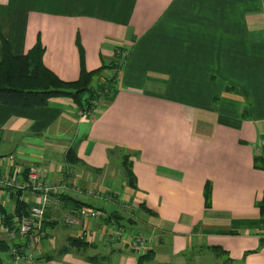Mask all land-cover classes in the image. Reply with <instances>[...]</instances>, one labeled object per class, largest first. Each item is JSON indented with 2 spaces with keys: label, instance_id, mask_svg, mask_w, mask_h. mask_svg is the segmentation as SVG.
<instances>
[{
  "label": "crops",
  "instance_id": "0c3cea01",
  "mask_svg": "<svg viewBox=\"0 0 264 264\" xmlns=\"http://www.w3.org/2000/svg\"><path fill=\"white\" fill-rule=\"evenodd\" d=\"M0 34L14 54L39 36L44 65L64 81L79 75L77 36L86 70L122 62L111 96L91 118L65 97L32 108L0 104V156L13 154L18 166L64 185L52 193L59 204L45 211L46 236L20 264H92L86 257L94 254L137 264L125 241L135 232L116 222L123 238L105 243L115 212L136 233L150 231L155 257L144 264L183 263L182 252L200 244L220 245L234 264H264V247L244 256L264 235L255 205L264 172L252 166L264 144V0H0ZM72 145L78 163L65 160ZM128 152L137 153L128 157L135 188L121 166ZM10 196L0 191L8 209ZM73 201L105 218L66 222ZM82 235L88 246L58 255ZM0 240L7 242L1 225Z\"/></svg>",
  "mask_w": 264,
  "mask_h": 264
},
{
  "label": "trees",
  "instance_id": "16d2710c",
  "mask_svg": "<svg viewBox=\"0 0 264 264\" xmlns=\"http://www.w3.org/2000/svg\"><path fill=\"white\" fill-rule=\"evenodd\" d=\"M0 39L2 49V59L0 60V104L32 108L44 106L50 98L65 97L70 98L75 103L79 111L85 112L93 109L94 102L99 100L101 97L108 98L111 96L116 82V70H119L121 69L120 67H122V62L119 64L117 61H113L112 63L103 64L97 69L90 71L86 70L84 66L83 50L77 36L76 44L79 48L80 61L79 75L75 80L64 81L44 65L42 61L44 46L42 45L39 36H37L34 45L24 54L12 53L8 41L4 39L1 34ZM121 51L124 50L119 49V52ZM118 55H120V53ZM108 69L115 70L114 74L109 75L105 73V70ZM131 154L137 153H125L123 155L121 166L124 176L126 177L127 184L131 188H135V175L132 171V163L128 160V157ZM65 160L68 163L80 162L76 155L75 146L72 145L67 149ZM252 166L254 169L264 172V144L256 145V150L252 157ZM211 190V182L206 181L203 189L205 208H209L211 205ZM13 194L14 193L12 192L11 195ZM73 204L76 207L86 206L88 208H93L79 201H73ZM255 205L259 210L260 219L262 220L261 225L264 226V188L261 198L255 201ZM29 207V204L17 198L15 199V208L13 213H9V209L0 203V215L3 216L5 227H9V229L12 228V226L19 221L21 217L28 213ZM140 207L144 211L153 214V212L144 204H140ZM100 212H102V210ZM115 214L117 215L118 213L115 212L107 216V220L110 221L112 219L115 222H118V218L114 216ZM104 218L105 216L102 219ZM85 238L83 235L80 237H70L67 240V243L58 250V255L68 253L72 247L88 246ZM262 247H264V235L259 238V245L257 248L252 251H245L244 256L250 252L258 251ZM7 248V242L0 240V251H5ZM207 251H210L214 255L216 261L213 264H234L235 262L230 257L228 251L220 245L200 244L182 252L181 255L184 258L183 263L164 261L160 264H198L195 262L193 257ZM136 255L137 264H144L155 257V251L153 248H148L143 252L136 253ZM108 258V255L94 254L87 256L86 260L92 264H103L109 263ZM106 259L108 261H105Z\"/></svg>",
  "mask_w": 264,
  "mask_h": 264
},
{
  "label": "built area",
  "instance_id": "2783aa9c",
  "mask_svg": "<svg viewBox=\"0 0 264 264\" xmlns=\"http://www.w3.org/2000/svg\"><path fill=\"white\" fill-rule=\"evenodd\" d=\"M119 51V50H118ZM121 58L125 57L126 52H119ZM118 63V62H117ZM120 64V63H119ZM120 70V69H119ZM110 71V70H109ZM115 70H112L109 75L114 74ZM118 70H116V81L118 76ZM116 83V82H115ZM102 97L94 102V107L91 110L82 112L79 111L80 117L91 118L96 109L97 105L101 102ZM30 189V198L32 205L27 216L22 217L18 224L17 229H12L6 232V240L8 248L0 253V264H20L25 259V253L30 250L33 245L38 243L41 236H43V221L44 214L48 206L57 205L59 203L58 198H54L52 193L57 192L64 188L63 184L56 186L52 182L44 180L38 169L29 165L27 167L18 166L15 163V157L13 154L1 155L0 156V190H19V189ZM111 195H106L107 201H114L120 205L122 209H129V205L120 203ZM104 217V214L94 208H88L86 206H79L72 210V213L66 219L68 223L80 224L76 221L79 219H92L100 220ZM114 228L108 234H106L105 243L109 240H117L121 237L124 231L121 227L115 225ZM86 238L92 240V235ZM126 244L129 248L140 253L148 249L151 239L139 233L125 239Z\"/></svg>",
  "mask_w": 264,
  "mask_h": 264
},
{
  "label": "bare ground",
  "instance_id": "6f19581e",
  "mask_svg": "<svg viewBox=\"0 0 264 264\" xmlns=\"http://www.w3.org/2000/svg\"><path fill=\"white\" fill-rule=\"evenodd\" d=\"M1 192H3V193H8L9 194V196L11 195V193L13 192L14 194L13 195H11L12 197H14L15 199H19V200H22V201H25L27 204H29V209H28V213L26 214V215H24V216H27L28 214H29V211H30V208H31V205H32V201H31V198H30V189H26V188H24V189H19V190H9V189H5V190H0ZM10 196V197H11ZM58 205V204H57ZM57 205H55V206H57ZM14 208H15V201H13V205H12V207H10L9 209V213H13V211H14ZM23 216V217H24ZM22 219V217L19 219V221H17L13 226H12V228H10L9 229V227L8 228H6L5 227V225H4V220H3V216L2 215H0V225L2 226V227H4L5 228V232H7V231H9V230H12V229H17L18 228V224H19V222H20V220ZM42 230H43V236H41L40 237V239H39V241H38V243H36L35 245H33L32 247H35L37 244H39V242H40V240L41 239H43L45 236H46V229H44L43 227H42ZM123 236L124 235H121V237L119 238V239H117V240H110L112 243H119L120 241H121V239L123 238ZM131 236H133V234L132 235H129L128 236V238H130ZM32 249V248H31ZM133 250V249H132Z\"/></svg>",
  "mask_w": 264,
  "mask_h": 264
},
{
  "label": "rangeland",
  "instance_id": "374dc122",
  "mask_svg": "<svg viewBox=\"0 0 264 264\" xmlns=\"http://www.w3.org/2000/svg\"><path fill=\"white\" fill-rule=\"evenodd\" d=\"M102 99H104V98H102ZM101 99V100H102ZM98 106L99 105H97V107H96V109H98ZM96 109H94V111L96 110ZM91 193V192H90ZM60 202V201H59ZM59 204V203H58ZM73 210V209H72ZM72 210L70 211L71 213H72ZM118 222L122 225V226H124L125 228H126V230L128 231V232H130V231H132V232H135L134 234H133V236L134 235H137V234H139V233H141V232H137L136 233V230H138L137 229V227H135L134 225H130V224H128V222H127V216L125 215V214H123V216L122 217H119L118 218ZM139 229L140 230H143V232H144V234H149L150 235V231H147V229H145V228H140L139 227ZM60 241V240H59ZM59 241H57L58 243L57 244H60L59 243ZM2 251H0V253H1ZM201 253V252H200ZM194 259H196V260H199V263L198 264H211L212 262H214V261H216L215 260V258H214V255L210 252V251H207V252H204V253H202V254H198V255H195L194 257H193ZM196 260H195V262H196ZM194 262V261H193ZM194 262V263H195ZM197 263V262H196ZM103 264H110V263H103Z\"/></svg>",
  "mask_w": 264,
  "mask_h": 264
},
{
  "label": "water",
  "instance_id": "95a60500",
  "mask_svg": "<svg viewBox=\"0 0 264 264\" xmlns=\"http://www.w3.org/2000/svg\"><path fill=\"white\" fill-rule=\"evenodd\" d=\"M114 216H115V217H117V218L121 217V216H120V215H118V214H117V215L115 214Z\"/></svg>",
  "mask_w": 264,
  "mask_h": 264
}]
</instances>
